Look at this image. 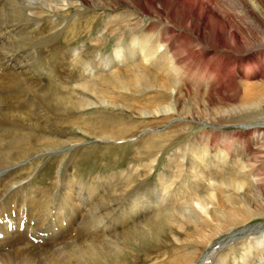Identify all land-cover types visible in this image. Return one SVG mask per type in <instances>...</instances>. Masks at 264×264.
Here are the masks:
<instances>
[{
    "label": "rangeland",
    "instance_id": "rangeland-1",
    "mask_svg": "<svg viewBox=\"0 0 264 264\" xmlns=\"http://www.w3.org/2000/svg\"><path fill=\"white\" fill-rule=\"evenodd\" d=\"M72 1L76 3L75 6L59 12L38 7L33 13L40 17L38 20H42L41 27L57 19L64 23L67 31L72 32L77 27L75 16L80 9L85 11L83 17L78 16L81 17L80 19L90 20L98 17L100 23L104 25L109 18L131 17L130 24L125 30L135 28L140 30L139 33L131 35L125 32L124 39L118 33L104 34V48L95 50L89 47L93 42V38L89 36L86 40L88 45L86 48H78L85 45V42L72 43L73 51L80 50L93 60L97 57L101 59L99 63L91 65L90 72L86 76L77 81L87 83L88 80L94 81L98 77L110 76L112 72L121 70L131 76L132 80L130 79L128 83L131 87H123L121 83L116 88H106L102 94L106 96L104 97L108 103L104 100L101 104H89L79 111L77 116H71L75 119L62 120V122L61 118L50 117L48 122H44L42 120L47 118L36 113L37 119L34 115L32 118L40 125L39 127L32 126L26 121L14 127L11 131L12 135L23 137V140L33 146L32 150L36 149L30 150L32 152L28 151L29 156L14 164L15 166L0 172V184L10 183L12 186L8 190L15 189L7 192L8 190L2 189V185L1 203H6L5 206L8 205L6 208L12 212L17 206L11 208L9 205L13 206L15 199L22 195L24 201L19 203L18 208L23 206L26 210L25 190L50 193L51 196L56 194L52 196L55 205L60 200L57 197H61L64 201L62 200L61 205H56L55 210L60 209V215L62 214L64 218L66 215V219L64 222L49 225V237L53 242L49 241L45 244L52 246L54 241L55 244L63 240L69 241L70 238L67 239L63 233L68 237L75 236L74 231L71 234V226L82 219V213L93 205L95 199L109 197L119 199L118 209L100 207L102 211L112 213L103 231L108 234L129 228L131 223L138 222L141 217L153 213L158 215L160 210L176 207L179 209V206H186L184 203L196 194L208 192L214 194L212 202L215 198H219L218 202L222 206L211 208L213 212L206 214L194 208L190 201L200 218L196 219L191 215L188 219H194L196 222H185L179 218V215L174 214L172 219H167L173 230L167 235V240L171 242L177 237V242H184L183 238L191 235L190 238H193L195 226L201 233H207L208 227L200 225L203 218L216 226L223 223L224 215L230 211L228 215L236 220L239 219L237 223L228 227L225 232L217 233V236L212 237L213 242L204 241V246L198 249L193 264H257L259 258L264 255V127L250 126L247 129L246 125L264 121V0H138L135 4L132 0H120L121 3L117 0H89L92 3L87 5H80L76 0ZM144 1L149 13L140 10V3ZM53 4L50 3L48 6ZM60 4L62 8H66L65 3L60 2ZM150 4H155L161 12L154 11ZM178 7L180 13L174 10ZM202 15L206 18H201ZM36 25L38 24L32 26ZM194 25L202 30L199 33L195 32ZM37 33L38 30L35 33L24 32L23 35L20 33L18 38L22 39L24 35H29L41 40L49 36L43 34L37 37ZM137 34L152 37L153 41L148 42V45L155 50V53L141 48H136L133 52V48H129L131 43L137 45L136 47L143 45L140 39H136ZM7 35L10 34H4ZM9 39V36L0 39V48L11 45ZM123 40L128 41L126 43L128 48L126 46L118 48L116 45L121 44ZM119 49L121 61L117 59V63L106 65L110 55ZM126 52L130 53L126 55ZM173 53L176 55L172 56ZM42 54L46 52H35L29 57L38 59ZM176 56L178 62H175ZM137 62L149 65V71L158 67H168L167 70L171 71L172 78L167 79L158 75L159 80L169 85L168 89L163 90L150 80L132 86L133 77L137 72L134 66ZM64 66H67L66 62ZM25 67L26 64L23 68ZM4 72L0 71V74ZM74 72L76 71L68 70L64 75L57 77V85L70 84L79 79V75H75L73 80L65 78ZM46 80L41 79V81ZM91 89L97 91L96 86H92ZM6 91L7 89H2L0 93L9 98L15 106L17 103ZM157 93L160 99H157ZM176 94L177 100L173 99ZM75 97L78 99L79 95L76 94ZM82 100L86 101L84 97ZM171 100L173 110L171 109L166 115H159V112L154 115L140 113L142 109L163 106ZM111 103L116 105L113 106ZM123 103L140 108L128 109ZM24 112L29 116L27 108ZM96 121L102 123L101 126ZM5 127L8 128L7 125ZM77 128L82 133L68 132L69 129ZM121 129L129 132L117 138L103 136ZM27 135H31L30 139ZM153 139H157L160 144L159 150L151 154L143 153L141 148L144 141ZM34 140L37 142L33 143ZM15 145L10 141L6 150L12 152L17 147ZM193 150L203 161L200 159L198 161L197 155H193ZM182 151L187 155V160L182 155L185 160L183 162L180 161L181 155L177 156L179 153L182 154ZM192 157L197 160L195 165L190 164L189 159ZM199 171L203 173L198 174ZM129 172H139L137 181L143 187H153L158 191L155 206L149 207L140 215L130 214L136 204L132 201L134 194L128 191L130 182L134 183L133 180L126 178ZM226 177L242 178L249 182V187L244 186L239 191L233 189L231 185L221 182ZM58 178L61 179V184L59 181L57 183ZM211 178L216 179L215 190L206 188L208 182L212 181ZM121 179L125 181L124 187L119 185ZM88 188L92 189V193L87 197L89 201L86 200L88 204L74 207L72 204L77 203V194L81 190L82 193L86 192ZM34 194L32 192L31 196L33 197ZM9 195L11 197L4 199ZM209 207L207 203L208 211ZM243 211L247 216L241 218ZM26 213L27 221L33 223V215L30 216L27 210ZM74 213L76 219L81 218L73 219L70 223L67 220L68 214L74 217ZM210 214L217 215L220 220L216 221L212 216L208 218ZM121 217L122 222L119 221ZM175 218L178 220L175 221ZM111 223L114 226H110ZM196 223H199V226ZM179 230L183 231L178 232ZM243 230L247 233H243ZM88 231L92 233L90 229ZM183 232H186V235L179 234ZM102 236V233H97L90 241L97 242ZM119 243L120 247H123V244ZM212 244H216L217 247L212 257H209L206 252ZM18 247L27 251L32 249L31 243L26 242L21 246L19 244ZM176 247L172 245L169 248L176 249ZM166 248L162 245L153 247L151 251L142 250V258L152 257L144 260L140 258L139 264L151 263L157 254H161L159 257L161 258ZM92 263L86 262V264ZM260 264H264V256Z\"/></svg>",
    "mask_w": 264,
    "mask_h": 264
},
{
    "label": "bare ground",
    "instance_id": "bare-ground-1",
    "mask_svg": "<svg viewBox=\"0 0 264 264\" xmlns=\"http://www.w3.org/2000/svg\"><path fill=\"white\" fill-rule=\"evenodd\" d=\"M76 1H78L80 5H87L91 2L89 0ZM117 1L121 3L120 0ZM136 1L138 2V0H132L134 4ZM60 2L63 4L65 3L64 6H66V8H62ZM50 3L54 4L52 6H48ZM75 5L76 3H74L72 0H0V39L2 40L4 37L7 38L9 36V40L11 42V45L0 48V71H5L4 73L0 74V91L2 89H7L6 92H8V96L17 103L14 106L9 98L4 97V94L2 95V93H0V172L15 166L14 164H18L22 159L28 157L30 152L36 149L35 148L32 150L33 146L28 144L26 140H23V137L13 136L11 131L14 127L16 128L24 124V121L32 126L38 125L39 127L40 125L34 120V118H32L34 115L37 119L36 113H40L47 118L46 120H42L44 122H48V118L50 117L55 119L61 118L60 121H66L68 119L74 118L76 114L78 115L79 111L83 110L86 106H89V104H101L104 100L108 103V100L105 99L106 96L102 94V91H105L106 88L113 89L114 87L116 88L119 86L121 83L123 87H131V84L128 85V83H130V79L132 80L131 76H128L121 70L115 71L114 73L112 72L110 76L104 75L98 77L94 81L88 80L87 83L77 81L86 76V74L90 72L91 65L99 63L101 59L97 57L95 60H93L88 58L89 55H85L84 53L80 52V50L76 51L75 49V51H73L71 47V44L77 41H82L83 43L85 42V45L83 44L78 48L88 47L86 40L89 36L90 38H93V42L89 45V47L95 50L97 48H104V34L108 35L118 33L119 36L124 39L126 36L124 34L125 32L129 33V35L139 33V28L128 31L125 30L130 24L132 19L131 17L109 18L105 21L106 23L102 25V22L100 23L98 17L92 18L90 20L80 19L84 16L83 13L85 12L83 11L84 9H80L78 14L75 16V21L78 22L77 27L75 28V31L72 32L67 31V29L64 27V23L62 24V22L57 19H54L49 25L41 27L40 24L42 20H38L40 17L35 16L33 13V10L38 7L48 8V10L51 12H59L62 9H68L70 6ZM150 5L154 11L158 13L161 12V9L157 8L155 4ZM91 7L94 8L93 6ZM147 7L148 6L146 5L145 1L140 3L141 11L149 13ZM174 10L176 13H180V7L177 9L174 8ZM58 15L57 17L60 16ZM201 18L205 19L206 16L202 15ZM35 24L38 25L32 26ZM59 29L61 30L60 32ZM194 29L197 33L202 30L196 27V25H194ZM37 30V37L43 34L49 36H45V38L43 37L41 40L39 38L34 39L29 35H24L22 39L18 38L20 33H22V35L24 32L35 33ZM97 30H99L98 34ZM6 33H9L10 35L4 36ZM136 37V39H140V42L143 43V45L136 47L137 45L135 46L133 43L130 45L128 44L129 48H133V52H135L136 48H141L143 50H149L148 52L151 51L152 53H155V50H153V48L148 45V42L153 41L151 39L152 37H149L148 35L142 36L139 34H137ZM127 42L128 41L123 40L121 44L117 43L116 45L118 48H124ZM213 49L215 50L216 48ZM69 50H71V52H69ZM35 52H46V54H42V57L38 59H32L29 57L30 54ZM120 53V49L115 50V52L110 55V58L108 59L109 61H107L105 64L109 65V63H117V59L121 61ZM128 53L126 52V55ZM174 55L176 54L173 53L172 56ZM177 59L178 58L176 56L175 62H178ZM62 61L64 62L62 63ZM65 62L67 66H64ZM25 64L26 67L23 68ZM135 65L136 66H134V70L137 72L133 77L134 80L132 86L135 87L136 85L138 86V84L141 85L146 81L149 82L150 80L154 84H157L159 88L163 90L168 89L169 85H167L166 82L158 79V75H162L167 79L172 78L171 71L169 69L167 70L168 67H158L149 71V65H146L143 62H137ZM14 68L17 70L15 71ZM68 70H74L76 72L70 73V75L65 76V78L73 80L75 75H79L80 78L76 79V82L74 81L70 84L57 85V77L64 75ZM148 73H152L154 75H148ZM44 78L47 80L41 81V79ZM92 86H96L97 91L92 90ZM76 94L79 95L78 99L75 97ZM81 96L82 99L84 97L86 101L82 100ZM153 97H155V95ZM156 97L157 99H160V95H158V93ZM177 97L178 95L176 94L173 99L177 100ZM210 100H212V97ZM126 103L123 104L128 109L136 108L138 110L140 108L139 106L136 107ZM111 104L113 106L116 105V103ZM161 106H157L156 108L153 107L152 109L145 108L140 110V113H149L154 115L159 112V115H166L171 109L173 110L172 100L164 104L162 107ZM26 108L29 111L27 113H30L28 114L29 116L24 114ZM76 119L78 120L79 116L76 117ZM84 122L85 121L83 120V123ZM96 123H99V126L102 124L99 121H96ZM2 124L4 125L1 126ZM5 125H7L8 128L5 127ZM250 126L254 128L264 127V121L251 123L246 125V128L248 129ZM74 131L75 133H82L78 128L76 130H68L69 133ZM128 132L129 130L122 131L121 129L116 130V133L111 132L110 135L103 136L104 138H117L123 137ZM27 136L29 137L31 135ZM156 140L157 139L145 140L143 147L141 148L143 149V153L151 154L153 151L159 150L160 144H158V141ZM10 141H13V143L17 145V147L12 152L6 150ZM36 142L37 140L33 141V143ZM181 153L182 154H177V156L181 155L180 161L183 162L187 160V155L183 151ZM194 154L197 155L198 161L199 159L200 161H203L196 151L193 150V155ZM182 155L185 157V160ZM189 161L190 164L195 165L197 163V160L194 157L190 158ZM197 173L202 174L203 171H199ZM137 175H139V172H129L126 175L127 179L134 181L133 184L130 182L128 186V191L134 194L132 201H134L136 204V207L132 209L133 211L130 213L131 215H140L142 212H146L149 207L153 205L155 206L156 199L158 198V191L153 187H143V185L137 181ZM211 179L212 181L208 182L206 188L215 190L217 184H214V180L216 179ZM58 181L61 184L60 178L57 179V183ZM221 182L231 185L233 189L238 191L244 188V186L249 187V182L243 180L242 178L226 177L223 178ZM2 185V189L5 191L8 190L10 186H12L10 183L7 185L6 183H1L0 187ZM119 185L120 187H124L125 181L121 179ZM13 190L15 189L11 188L7 192H12ZM25 191L27 192V198L25 200L26 210L30 216L33 215V223H31L32 221H27V213L26 210L23 209V206L22 208H18L19 203L24 201L22 195H20L22 198L19 196L18 199H15L13 206L9 205L11 208L17 206L15 207V210L9 212L8 208H6L8 205L5 206L6 203H1L3 200L1 198L3 194H0V264H86V262H93L92 264H139L141 260L152 257L143 256L142 258V250L151 251L153 250V247H161L162 245H165V247L168 248L162 252L164 255L159 258L161 254H157L154 256L155 259L148 264H193L198 249L202 245L204 246V241L207 240L210 242L212 237L217 236V233L226 230L228 227L236 224V221L239 220L232 218L230 214L228 215L230 211L224 215L222 219L223 223L217 224L216 226L214 223L212 224L209 222V220L206 218H203L200 221V225H203L205 228L208 227L207 233H201L200 229H197L195 226L193 230V238H190L192 237L191 235L187 238H183V240H185L184 242H177L178 239L175 237L174 241L169 242L167 240V235H169L173 230L172 226L167 223L168 218L172 219L174 217L173 215L177 214L179 215V218L185 222H196L194 219H188L191 217V215L195 216L196 219L200 218L194 208H197L207 214L212 211L211 208L215 209L221 205L218 202L219 198H215V201L212 202L214 194L205 192L201 195L198 193L189 201H185L186 203H184V205L186 206H179V209H176V207L160 210L158 211V215H154L153 213L152 215H148L146 217L144 216V218L141 217L138 222L131 223L130 226L132 227L129 226V228L105 234L103 231L105 226L108 224L112 213L102 211L100 207L107 206L109 208L118 209L119 199L112 197L104 199L100 198L95 199L93 205L85 209L86 212L82 213L83 217L78 223L74 221L75 223L71 226V234L73 231L75 232L74 237H68V235H65L66 233H63L64 236H67V239L70 238L69 241L66 242V240H63L56 244L54 241L53 245L51 246V244H45L46 242L53 240L49 237V225L57 222H64L66 219V215L65 218L61 216L62 214L60 215V209L57 208L55 210L56 205H61L64 200L61 197H57V199L60 200L59 202L56 200L57 204L55 205V203L53 204L52 196L56 194L51 196L50 193H38L37 191L32 190ZM85 191L86 192L82 193L81 190L80 193L77 194V203L73 202V204H70H72L74 207H77V205L79 206V204H88L89 200L87 197H89V194L92 193V189L88 188ZM32 192L35 193L33 197L31 196ZM7 197H11V195L4 197V199ZM65 198L70 200L67 197ZM86 200H88L87 203ZM207 200L208 202H206ZM190 201L194 208L191 206ZM207 203L210 205L209 211L207 210ZM76 210H78V208H76ZM211 214L208 218H211L212 216L214 220H220V218H217V215L216 217ZM222 215L220 217H222ZM240 216L243 218L247 215H244L243 211L242 215ZM80 218L76 219L74 213V217L73 215L68 214L67 220H69L71 223L73 219L78 220ZM174 220L176 221L178 219L175 218ZM119 221L122 222L123 218L121 217ZM27 225L28 227L26 230ZM196 225L199 226V223H196ZM110 226H114V224L111 223ZM89 229L92 231V233L88 231ZM182 231L183 230H179L178 232ZM186 231L188 232V230ZM244 232L247 233V231L243 230V233ZM97 233H102V238L98 239L97 242L90 241ZM179 234L186 235V232ZM25 242L31 243V250L27 251L26 249H19V244L21 246ZM119 242L123 244V247H120ZM170 245L177 247L176 249H172L169 248L171 247ZM5 247H7V249H4ZM216 247V244H212V246L208 249L209 251L206 253L209 257H212ZM263 256L264 255L259 258L257 264L262 262ZM140 258L141 260L139 261Z\"/></svg>",
    "mask_w": 264,
    "mask_h": 264
}]
</instances>
